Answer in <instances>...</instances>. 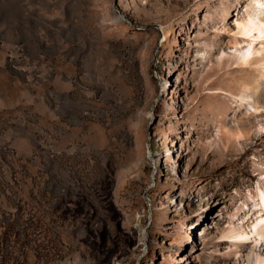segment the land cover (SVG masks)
I'll return each mask as SVG.
<instances>
[{
	"label": "rangeland",
	"instance_id": "rangeland-1",
	"mask_svg": "<svg viewBox=\"0 0 264 264\" xmlns=\"http://www.w3.org/2000/svg\"><path fill=\"white\" fill-rule=\"evenodd\" d=\"M242 10L0 0V264H245L223 239L264 187Z\"/></svg>",
	"mask_w": 264,
	"mask_h": 264
},
{
	"label": "bare ground",
	"instance_id": "bare-ground-1",
	"mask_svg": "<svg viewBox=\"0 0 264 264\" xmlns=\"http://www.w3.org/2000/svg\"><path fill=\"white\" fill-rule=\"evenodd\" d=\"M237 1L243 10L239 18L233 20L234 31L230 32L228 41L229 55L261 74L251 88V94L242 95L244 109L239 113V119L247 121L260 117L264 121V0ZM236 113L232 121L238 126ZM257 192L255 201L251 197L247 212L238 218L239 222L229 224L223 238L229 242L234 255L245 264H264V187L258 185Z\"/></svg>",
	"mask_w": 264,
	"mask_h": 264
}]
</instances>
